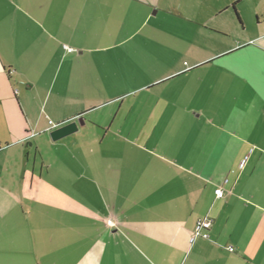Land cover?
I'll use <instances>...</instances> for the list:
<instances>
[{
  "label": "crops",
  "instance_id": "crops-1",
  "mask_svg": "<svg viewBox=\"0 0 264 264\" xmlns=\"http://www.w3.org/2000/svg\"><path fill=\"white\" fill-rule=\"evenodd\" d=\"M0 264H264V0H0Z\"/></svg>",
  "mask_w": 264,
  "mask_h": 264
},
{
  "label": "built area",
  "instance_id": "built-area-1",
  "mask_svg": "<svg viewBox=\"0 0 264 264\" xmlns=\"http://www.w3.org/2000/svg\"><path fill=\"white\" fill-rule=\"evenodd\" d=\"M67 47V46H66ZM69 50H72L71 48L67 47ZM217 197H224L225 191L222 188H218L215 191ZM117 224L116 220L114 218L108 217L106 219V225L110 228L115 227ZM212 225V220L208 217L200 219L193 231V238H208L209 237V230ZM230 250H233V248H229Z\"/></svg>",
  "mask_w": 264,
  "mask_h": 264
},
{
  "label": "water",
  "instance_id": "water-1",
  "mask_svg": "<svg viewBox=\"0 0 264 264\" xmlns=\"http://www.w3.org/2000/svg\"><path fill=\"white\" fill-rule=\"evenodd\" d=\"M80 124H83L82 119L78 118L77 121L70 122L62 127L51 132L53 140H59L67 135H70L78 130Z\"/></svg>",
  "mask_w": 264,
  "mask_h": 264
}]
</instances>
